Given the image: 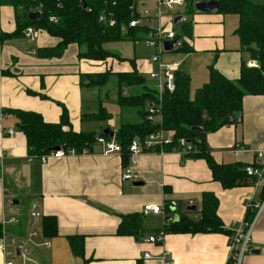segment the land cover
<instances>
[{"label":"crops","instance_id":"0c3cea01","mask_svg":"<svg viewBox=\"0 0 264 264\" xmlns=\"http://www.w3.org/2000/svg\"><path fill=\"white\" fill-rule=\"evenodd\" d=\"M135 1L139 13L144 9L154 14L161 12L160 19L149 25L151 28L162 26L183 33L182 23L174 20L176 14L186 12L185 7L169 10L158 6V0ZM187 15L192 22L191 34L186 35L187 50L169 52L171 55H164L162 60L181 62L179 72L189 78L190 95L194 98L196 91L208 82L210 67L236 81L243 65L256 60L242 47L236 33L239 24L236 15L197 9ZM0 26L6 33L16 29L13 7H1ZM55 37L50 33L39 34L35 41L37 48L30 47L25 37L0 41V223L3 231L16 237L32 229L42 233V216H55L57 235L51 238L41 235L38 240L39 243L49 241L50 247L31 248L36 264H226L232 222L248 216L245 202L264 198V180L256 187L251 177H247L246 184L226 189L213 179L204 158H189L176 152L142 153L133 166L136 182L140 183L135 185L134 181L122 179L125 169L122 155L100 154L102 147L98 144L95 153L90 155L53 159L46 164L28 159L26 136L19 129L18 118L7 110L33 111L48 122H60L66 108L76 132L99 133L104 123L116 124L112 115L107 120L92 117L100 102L107 112L108 102L119 106L116 78L111 77V87L109 83L101 88L82 87L81 74L94 72L97 62L81 57L82 46L78 58L68 61L66 55L73 44L58 56L47 55L43 50L57 46L60 41ZM31 49L37 53L31 54ZM135 65L140 71L138 61ZM154 66L149 64V68L155 69ZM114 69L130 71L121 70L115 63ZM155 83L150 77L147 79L150 88L154 89ZM141 91V87L127 89L128 95ZM120 116L121 125L139 118L131 108L120 107ZM10 129L13 135L5 134ZM207 146L218 164L244 167L251 164L253 151L264 146V95L246 96L243 111L235 122L208 133ZM237 146L244 150L234 151ZM205 192L214 193L219 199L217 213L223 232L166 234L163 243L144 242L165 224L161 215L145 214V205H161L175 199L177 213L198 218ZM190 200L197 206V213L188 212ZM33 209L41 213L39 223L31 217ZM126 215L141 217L142 226L137 235L118 234L122 216ZM80 237L84 239L82 256L74 253L71 242ZM252 250L245 264H264V211L257 223ZM146 253L151 257L145 258ZM168 253L172 260L164 259ZM4 261L0 249V264Z\"/></svg>","mask_w":264,"mask_h":264},{"label":"trees","instance_id":"16d2710c","mask_svg":"<svg viewBox=\"0 0 264 264\" xmlns=\"http://www.w3.org/2000/svg\"><path fill=\"white\" fill-rule=\"evenodd\" d=\"M219 2L220 7L217 10L219 13L238 17L236 33L243 49L250 51L258 67L250 68L243 65L241 76L236 81L229 80L220 71L210 67L208 82L196 91L194 98L190 95L189 78L178 71L176 89L163 97L161 123L149 120L148 109L153 101L158 100L157 92L148 86L147 78L137 69L135 60H132L134 67L130 71L83 73L82 87L92 88L107 85L114 76L117 80L119 106L123 109H134L138 120L123 122L116 136L111 137L105 134L103 129L99 133L74 131L66 108L63 109L60 122H48L41 114L33 111L7 110V113H12L18 118L19 129L27 139L29 156L39 157L51 152L56 146L64 150L74 149L76 152H82L87 149L92 152L95 151L97 137L104 136L109 140L114 138L121 144L122 162L126 168L130 164L129 147L133 140L139 138L143 141L149 134L164 129L172 132L174 137L173 144L165 147L166 151H173L178 139H189L200 152L190 153L186 157L204 158L215 181L220 182L226 189L246 184L247 177L251 176L246 173L244 165L215 162L207 146V135L235 122L237 115L243 111L246 96L264 95V4L252 0ZM0 3L2 6L14 8L16 24V29L12 33L2 31L0 26V41L24 37V29L34 26L60 39L57 46L43 50L49 56H58L68 45L78 44L84 47V52L80 54L82 58L96 61L116 58L124 61L126 58L107 50L104 45L117 41H142L151 29L149 25L130 27L131 20L136 18L138 13L135 0H0ZM185 9L187 14L196 11L193 0H186ZM38 10L42 11L41 20H30L29 13ZM103 14L112 15L116 20L115 24L109 25L100 21ZM52 17L56 19L55 22L51 20ZM182 28L183 33L179 36L184 38V46L176 51L187 50L186 35L191 34L192 22L188 20L182 23ZM135 87H141L142 91L128 95L127 89ZM92 117L107 120L111 118V114L100 102L98 111ZM194 127H201L203 131L194 130ZM254 179L251 177L252 183ZM218 207V197L214 193L205 192L198 218L176 212L174 220L164 224L163 229L155 235L161 232L165 235L223 232L224 226L217 213ZM188 212L197 213V210ZM41 222L43 237L51 238L57 235L58 223L55 216H42ZM141 226L142 220L139 215L122 216L118 234L137 235ZM3 230L0 223V238ZM71 242L74 253L82 256L84 239L74 238Z\"/></svg>","mask_w":264,"mask_h":264},{"label":"built area","instance_id":"2783aa9c","mask_svg":"<svg viewBox=\"0 0 264 264\" xmlns=\"http://www.w3.org/2000/svg\"><path fill=\"white\" fill-rule=\"evenodd\" d=\"M203 0H193L194 5ZM136 4V3H135ZM186 0H158V6H165L169 10H174L176 7H185ZM2 5L0 3V9ZM137 10V8H136ZM42 13L41 10H38ZM161 12L157 14L152 13L149 9H144L142 13H137L136 18L131 20L130 27H138L143 25H150L160 19ZM176 16L180 17L178 22H187L188 15L185 13H178ZM52 21H56L54 17L51 18ZM100 21L106 22L109 25L115 24V18L112 15L103 14L100 16ZM24 37L30 42H35L39 36V30L34 26H28L23 31ZM147 48L154 51L152 54V61L156 68L150 72V79L154 80V89L157 92V101H153L149 106V120L155 122V118L158 117V122L161 123V107L163 105V97L168 92H173L176 89V73L180 70L181 62H164L162 60V55L166 51L165 45L168 42H173L172 51L178 50L184 46V38L179 36V34L174 29H165L162 26L151 28L148 36L144 39ZM31 54H36L37 51L32 49ZM248 67H258L256 61L249 62ZM13 130H8L5 132L7 135H13ZM174 137L173 133L170 131H165L164 129L157 130L149 134L143 141L139 139V142L133 140L129 147L130 151V164L124 169L122 175L123 180H131L136 182L137 175L133 171V166L136 164V157L142 153H159L165 154L169 151L165 150V147L173 144ZM97 144L102 147L100 154L103 155H122V146L114 138L107 139L104 136L97 137ZM157 148L159 150H157ZM244 150L241 146H237L234 151ZM180 155L187 156L190 153H198L199 149L195 144L186 138L178 139L176 148L173 151ZM95 152H90L85 149L82 152H76L74 149L64 150H52L51 152L37 157L36 155L28 156L29 160H40L43 164L48 163L53 159H60L64 157H75V156H85L94 154ZM254 162L245 165L244 169L248 175L255 178L253 185L258 187L264 180V146L253 151ZM194 205V201H189V207ZM178 208V201L173 199L164 204H147L144 206L145 214H155L161 215L164 218L165 224H169L175 218L176 211ZM245 209L248 214L247 217L238 221L232 222V227L229 234L228 243V256L226 264H245V260L249 254L252 253L254 235L257 227V223L264 211V198L259 201H254L252 198L245 202ZM31 216L35 219H41V213L31 211ZM42 233L39 231H31L22 237L9 236L5 231L1 236L0 249L5 256L4 264H26L27 262H33L31 248L37 246L50 247V242L45 241L39 243L38 240ZM43 237V236H42ZM165 239V233L161 232L156 235H150L144 239V242L151 244L163 243ZM151 256L146 253L145 258H150ZM18 258L20 261L13 260ZM164 259L172 260L171 255L165 254Z\"/></svg>","mask_w":264,"mask_h":264},{"label":"rangeland","instance_id":"374dc122","mask_svg":"<svg viewBox=\"0 0 264 264\" xmlns=\"http://www.w3.org/2000/svg\"><path fill=\"white\" fill-rule=\"evenodd\" d=\"M252 1H254L256 3L264 4V0H252ZM39 34L45 35V36L49 35V33L47 31H45V30H39ZM19 40L21 42H26L23 39H19ZM29 45H30V47H36L37 48V46H36L37 42H33V43L30 42ZM104 47L107 50H109V51H112L114 53H118L123 58H126V60L119 61V59H116V58H108L105 61H96V60H91L90 59L91 61L97 62V64H95L96 65L95 66L96 69H95L94 72H97V73H99V72H113V73L114 72H118V71H116L114 69V63L117 66H120L121 70H123V69L124 70L125 69L131 70L134 67L133 64H132V60H135V61H138V63H139L138 68L140 69V67H141L140 71L142 73H144L145 76L147 77V79L149 80L150 72L154 70L152 68H149V64H151L153 66L155 65L153 63L152 59H151L152 58V54L154 53V51L146 47L144 40H142V41L140 40V41H137V42H133V41L108 42V43H106L104 45ZM79 48H80V45H78V44H73L69 48V51H68V53L66 55V58H67L68 61L74 60L75 56H76V58H78ZM172 52L173 51H171V54H175V53H172ZM168 53L169 52L163 53L162 57L164 58V55H168ZM78 66H80V65H78ZM154 68H155V66H154ZM109 84H108V86L111 87V84L110 85ZM103 90L104 89H101V92H103ZM107 107H108V111L113 116V121L116 124H114L113 122L104 123L103 129L111 128L114 132H115V130L117 132L118 128H120V125H121L120 107L114 102H108L107 103ZM158 120H159L158 117L155 118V122H158ZM108 123L110 124V126H108ZM31 217L34 220L37 221V219H35L33 216H31ZM28 221H30V217H28ZM31 221L34 223L33 220H31ZM39 221H40V219H39ZM31 231H38V230L37 229H32ZM13 260L18 261V262L20 261L18 258H14ZM26 264H36V263L27 262Z\"/></svg>","mask_w":264,"mask_h":264},{"label":"water","instance_id":"95a60500","mask_svg":"<svg viewBox=\"0 0 264 264\" xmlns=\"http://www.w3.org/2000/svg\"><path fill=\"white\" fill-rule=\"evenodd\" d=\"M84 7L86 8V5H84ZM219 7H220L219 0H203V1L196 3V5H195V8L198 11L205 12V13H212L215 10H218ZM41 18H42V13L40 11L29 13V19L32 21H39V20H41ZM179 19H180L179 16L176 17L174 20V23H177ZM172 46H173V42L166 43V45H165L166 51L171 52ZM233 118H236V116H233ZM193 129L198 130V131H203V128H201V127H194ZM103 132L107 135H110L111 137L115 136V132L111 128H105L103 130ZM136 141L139 142V138H136ZM60 148H61L60 146H56L55 148H53V150H60ZM135 185H140V183L135 182ZM188 209L190 211H195L197 209V206L193 205V206H190ZM252 252H253V250H252ZM255 252H257V251H255Z\"/></svg>","mask_w":264,"mask_h":264}]
</instances>
